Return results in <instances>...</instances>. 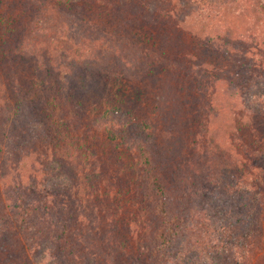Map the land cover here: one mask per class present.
I'll return each mask as SVG.
<instances>
[{"label":"trees","instance_id":"obj_1","mask_svg":"<svg viewBox=\"0 0 264 264\" xmlns=\"http://www.w3.org/2000/svg\"><path fill=\"white\" fill-rule=\"evenodd\" d=\"M50 9L57 13L54 21L47 17ZM227 9L215 0H0V256L7 254L10 262L18 251L29 256L50 249L75 227L70 239L76 262L167 264L185 238L200 243L188 206H198L210 185L227 200L214 229L217 244L231 253L233 264H256L264 256L258 212L264 91L259 82L245 93L235 84L237 64L243 74L252 66L246 53L254 40L246 41V52L237 51ZM246 13L254 25L246 34L264 30V16ZM186 55L194 58L184 60ZM182 70L188 75L180 77ZM210 70L218 71L214 82L231 88L242 111L233 112L238 118L230 135L223 118L210 124V114L217 115L213 107L202 122L206 135L214 122V132H223L213 138L220 137L229 161L221 181L232 178L238 187L229 196L212 167L201 176L185 166L195 145L182 134L191 125L180 116L186 104L201 103L193 95L206 92L200 74ZM135 83L170 85L173 92L157 90L140 111ZM165 101L176 109L164 112ZM256 116L262 118L253 126ZM22 119L34 136L27 141L14 131ZM246 132L252 137L243 145ZM216 150L202 155L210 161ZM43 162V172L62 181L48 179L41 193L36 174ZM58 191L60 202L50 204ZM72 195L87 198L74 212L68 207Z\"/></svg>","mask_w":264,"mask_h":264},{"label":"rangeland","instance_id":"obj_2","mask_svg":"<svg viewBox=\"0 0 264 264\" xmlns=\"http://www.w3.org/2000/svg\"><path fill=\"white\" fill-rule=\"evenodd\" d=\"M220 4L226 6L228 9L225 11V18L227 19L226 23L228 26L229 32L232 33V38L235 39L236 45L239 49H243L245 52L248 49V46L246 45V41L249 43H252V41H249V37H251L254 42L251 47V51L246 53V55L249 58V62H251L252 66H250L243 74L240 73V67L236 66V71L234 70V77H235V84H238L241 86V90L243 93L248 91L249 85L253 82H259V87L261 91H264V30H258L256 29L255 34L248 35L246 34L245 29L249 28L251 22L249 21L247 17L246 11L252 13V15L256 14L258 18L260 19V16H264L262 14V11L264 10V0H215ZM231 9V10H229ZM257 12V13H256ZM264 12V11H263ZM52 16V19H51ZM57 16V13L53 10H49L47 13V17L54 21L55 17ZM60 28H63V25L60 21ZM188 29V28H187ZM185 29V32H183V38L184 42H188L190 40L191 33L189 30ZM78 32V30H77ZM209 33V30L207 31ZM83 34V32H82ZM212 36H215L217 34L216 30H213L211 32ZM257 34L259 36H257ZM220 52V51H219ZM221 53V52H220ZM232 54L233 51H229V54ZM201 55V54H200ZM194 57H190V55H186V58L184 60L190 61ZM236 60H242L244 63L246 62L242 57H238V54L236 53L235 56ZM133 63H137L135 59H132ZM226 58L223 55H220V63L225 62ZM132 63V64H133ZM125 64L130 65L128 62V59L125 60ZM188 74H186L185 70L181 71L180 77H184ZM201 79H203L202 87L207 88L202 95L197 96L193 95V97L198 100L201 103H188L184 106L182 109V116H180L181 120H186L187 123L191 126L184 129V131L187 133H194L192 134H186L184 131L182 134L192 141V152L188 154V161L185 166L188 167L190 170L196 172L197 174L204 176L206 173L211 174L210 170L208 168H213V177L218 179L220 181V187H223L226 185V188H224L222 191L229 192L228 196L233 193L235 189H238V187L234 186L233 179L226 181H221V172L228 167L229 161L227 159V155H225L222 150L220 149V137L219 138H213V135L215 133H218L221 135L223 132L217 131L219 128V124L221 122V118L223 120H226L229 124V127L227 129V132L231 133V128L234 127V120L236 121L238 117H235L233 112H236L238 114H241L242 111H240V104L238 102L233 101V92L231 88L227 89V85L224 83H215V79L218 78V71L216 70H210L209 72L201 73L200 74ZM227 76V74H226ZM228 77V76H227ZM183 80L182 78H180ZM190 81V83H189ZM189 81H186V84H197V82H194V78H190ZM206 83L209 85L206 86ZM134 85L137 86V89H140L141 92L137 96V92L134 91V98L137 99V106L139 107L140 111H145L146 107H149L150 104V97L151 94H154L157 90H163L165 93L167 91H172L171 86L169 87L167 85H161V84H154V87L152 85L144 84V83H135ZM127 93V92H126ZM170 94V93H169ZM130 96L131 92H130ZM175 105V104H174ZM264 106V105H263ZM201 107H204L205 109H202ZM217 110V115L210 114L211 110L210 108ZM164 112H173L174 109L173 105L170 103V101H165L164 105L161 106ZM209 112V113H208ZM210 114V117L212 118L210 120V124L214 122L210 128H208V131H212V133H208L207 135L204 133L203 129V121L208 120V115ZM264 113H262V116ZM241 116V115H239ZM262 116H256L253 119H250L251 122L256 123ZM25 119H22L19 123L24 122ZM253 128V127H252ZM252 128H249L250 130ZM17 132L18 140L26 139L28 140L29 137H34L31 133L27 132L26 126L24 123H22L18 128H15L14 131ZM247 130V131H250ZM182 134H180L181 139H184ZM232 135L231 137H233ZM251 134H248L247 132L240 137L244 140H241V143L244 145L247 140L251 138ZM224 139V138H223ZM249 142V141H248ZM40 143L38 144V150L40 151L42 149V146L40 147ZM36 146V145H35ZM247 149L249 146H245ZM217 149L214 153V157L210 161H206L205 157L202 155V153H208L209 150ZM224 154L222 155L221 154ZM27 161V160H25ZM48 162H43V165L41 167V173L36 174L38 181L40 182V186L38 187L41 191H46L48 184L47 180L50 179L51 183H58L62 181V177H56L50 176L51 174H46L43 172V166L47 165ZM25 174V172H22ZM8 178V177H7ZM210 180L211 177L209 176ZM9 181H11L10 178H8ZM25 180V177L23 178ZM49 181V180H48ZM211 184V183H210ZM262 186H260V192H259V208L258 212L260 213V218L262 220L263 226H264V178L263 182L261 183ZM212 185L209 186L210 192L204 193L202 200L200 199V202L198 206H196L195 203H192L188 206V209L190 208L192 211L191 214V221L194 224L195 230H199V242L197 244L193 243V239L191 238V235L187 238H185L186 243L184 244L183 248H181L179 251L175 250L168 259L167 264H233V257L231 253L221 248L215 239L214 229L216 227V224L221 220L224 212H225V205L224 203H227L226 197L221 199L220 194L214 195L212 190ZM218 192H221V189L219 188L217 190ZM226 193V194H227ZM60 191L55 192L53 195V198L50 199L51 201H56L57 203L60 202ZM87 198H83L82 200L76 199L73 195L71 197V202L69 200V196H67L66 201L70 204L69 210L70 212H74V210L78 209L82 204L86 202ZM45 202L49 205V202L45 200ZM69 212V213H70ZM68 213V212H67ZM72 233L70 236H68L66 239L62 240L60 243L55 244L53 247H50V249H41V250H34L29 256L26 254H23L22 252H17V258L12 257V259L9 262L10 257H8L7 254H3V256H0V264H82L81 260L77 261V255L75 254L72 245L73 242L71 241L70 237L73 238V233L75 231V227L71 229ZM25 245V244H24ZM72 251V252H71ZM20 252V253H19ZM28 253V252H25ZM16 259V260H14ZM256 264H264V256H260L257 258Z\"/></svg>","mask_w":264,"mask_h":264}]
</instances>
